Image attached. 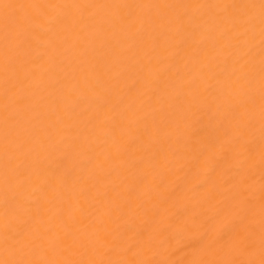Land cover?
I'll list each match as a JSON object with an SVG mask.
<instances>
[{
    "label": "bare ground",
    "instance_id": "6f19581e",
    "mask_svg": "<svg viewBox=\"0 0 264 264\" xmlns=\"http://www.w3.org/2000/svg\"><path fill=\"white\" fill-rule=\"evenodd\" d=\"M0 264H264V0H0Z\"/></svg>",
    "mask_w": 264,
    "mask_h": 264
}]
</instances>
